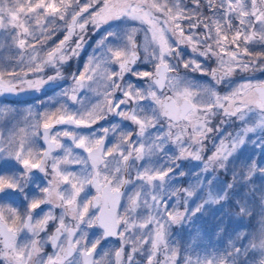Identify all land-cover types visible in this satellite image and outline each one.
I'll return each instance as SVG.
<instances>
[{"label": "snow or ice", "instance_id": "1", "mask_svg": "<svg viewBox=\"0 0 264 264\" xmlns=\"http://www.w3.org/2000/svg\"><path fill=\"white\" fill-rule=\"evenodd\" d=\"M257 74L264 0H0V264H264Z\"/></svg>", "mask_w": 264, "mask_h": 264}, {"label": "rangeland", "instance_id": "2", "mask_svg": "<svg viewBox=\"0 0 264 264\" xmlns=\"http://www.w3.org/2000/svg\"><path fill=\"white\" fill-rule=\"evenodd\" d=\"M98 37H92V42H94L95 41V39H97ZM91 49L90 48H87L86 49V51H90ZM76 68V63L75 62H73L72 63V67L71 68H65V75L67 76V75H69L70 74V72L72 71V70H74ZM48 74L49 75H51L52 73L51 72H48ZM257 78L258 79H264V76H261L260 74H257ZM45 87H47V86H45ZM58 91V90H57ZM52 93L51 92H49L48 93V95H51ZM45 97L43 96V95H41V93H34V94H32V95H21L20 96V100H28V103L27 104H34V103H36L37 102V100L38 99H44ZM0 103H6V102H4L2 99H0ZM26 105V104H25ZM24 105V106H25ZM23 106V107H24ZM21 107V106H20ZM231 129H229V131H230ZM257 158H259V153L257 152ZM219 175H220V178L222 179V180H226L228 177L227 176H225L223 173H219ZM209 222H204V224H205V226H207V224H208ZM253 223L255 224V221H253ZM173 231H176L175 229H173ZM186 235V234H185Z\"/></svg>", "mask_w": 264, "mask_h": 264}, {"label": "flooded vegetation", "instance_id": "3", "mask_svg": "<svg viewBox=\"0 0 264 264\" xmlns=\"http://www.w3.org/2000/svg\"><path fill=\"white\" fill-rule=\"evenodd\" d=\"M71 67H72V65H71ZM65 73H66V72H65ZM0 99H2V100H3L4 102H6V103H13V102L19 100V101H21L22 103H20L18 106H21V107H23L25 104L28 103V100H20V97H13V98H11V99H7V98H0ZM49 251H51V249H49Z\"/></svg>", "mask_w": 264, "mask_h": 264}, {"label": "water", "instance_id": "4", "mask_svg": "<svg viewBox=\"0 0 264 264\" xmlns=\"http://www.w3.org/2000/svg\"><path fill=\"white\" fill-rule=\"evenodd\" d=\"M11 98H13V97L12 96L7 97V99H11Z\"/></svg>", "mask_w": 264, "mask_h": 264}]
</instances>
